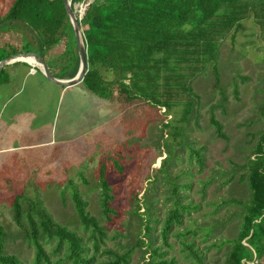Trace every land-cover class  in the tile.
<instances>
[{"label":"rangeland","instance_id":"rangeland-1","mask_svg":"<svg viewBox=\"0 0 264 264\" xmlns=\"http://www.w3.org/2000/svg\"><path fill=\"white\" fill-rule=\"evenodd\" d=\"M10 1L0 0V15ZM25 37L22 27L6 26L0 30V51L2 46L5 52L8 46H20ZM214 64L217 83L210 66L190 82L194 102L186 122L179 120L180 106L164 110L136 101L123 107L80 84L57 86L24 63L3 66L4 251L21 264H32L34 248L22 228L28 229V202L39 201L55 222L80 236L94 263L110 258V252L130 250L128 264H144L150 252H144L140 239L162 253L152 255L151 264H222L239 221L237 202L247 196L239 165L261 127L257 106L264 93V49L250 18L220 41ZM210 116L221 124L225 139L214 135ZM194 149H201V165L191 154ZM100 164L112 194L114 213L107 217L99 207ZM74 190L103 227L96 251L91 230L84 229L75 214ZM17 195L22 228L11 217V201ZM176 205L185 207L180 208V223L172 225L163 242V219ZM142 223L149 228L146 235ZM54 246V240L43 244L49 264H66L64 249L54 252ZM260 261L264 263V257Z\"/></svg>","mask_w":264,"mask_h":264},{"label":"trees","instance_id":"trees-1","mask_svg":"<svg viewBox=\"0 0 264 264\" xmlns=\"http://www.w3.org/2000/svg\"><path fill=\"white\" fill-rule=\"evenodd\" d=\"M80 5L78 25L85 45L86 71L78 84L123 107L136 101L164 110L180 106L179 120L184 122L193 109L191 80L210 66L217 83L214 63L220 41L239 29L241 21L251 19L264 49V0H70L76 19ZM6 26L22 27L27 37L20 46H8L7 52L2 46L0 59L31 52L43 59L54 77H71L75 73V41L62 0H11L0 15V30ZM50 53L56 55L52 57ZM257 110L261 127L239 165L247 196L237 202L239 221L233 238L228 240L222 264H264L260 261L264 257V93ZM209 123L217 138H226L216 119L210 116ZM200 150H191L199 165ZM98 181L99 207L107 217L114 211L109 204L111 188L101 164ZM19 199L17 195L11 201V217L22 228ZM71 199L79 223L92 232V247L96 251L104 237L103 227L88 214L86 201L75 190ZM180 208L185 207L176 205L163 219L160 229L163 242L172 225L180 223ZM26 219L28 229H22L34 248L32 264H49L43 244L53 240L54 252L64 249L66 264H128L130 250L121 254L110 252V258L94 263L80 236L55 222L39 201L28 202ZM142 225L146 235L149 228L145 223ZM4 238L0 225V264H21L15 255L4 251ZM138 242L145 245L144 252H150L144 264L153 262L152 255H162L150 248L149 242L140 239ZM157 264L173 261L158 260Z\"/></svg>","mask_w":264,"mask_h":264},{"label":"water","instance_id":"water-1","mask_svg":"<svg viewBox=\"0 0 264 264\" xmlns=\"http://www.w3.org/2000/svg\"><path fill=\"white\" fill-rule=\"evenodd\" d=\"M62 1H63L65 14L68 23L70 25V28L72 30L75 41V49L77 55V67L75 73L71 77H64V78L54 77L51 75L43 59L31 52H19L0 59V69L3 66L13 62H24L28 64L31 68L39 72L45 80L62 88H66L78 84L81 81L82 76L86 71L85 45L83 41V36L78 25V20L74 17L71 11L70 0H62ZM26 59H30L32 62H29Z\"/></svg>","mask_w":264,"mask_h":264},{"label":"built area","instance_id":"built-area-1","mask_svg":"<svg viewBox=\"0 0 264 264\" xmlns=\"http://www.w3.org/2000/svg\"><path fill=\"white\" fill-rule=\"evenodd\" d=\"M82 8L81 5L79 6L78 12H77V20L81 18Z\"/></svg>","mask_w":264,"mask_h":264},{"label":"crops","instance_id":"crops-1","mask_svg":"<svg viewBox=\"0 0 264 264\" xmlns=\"http://www.w3.org/2000/svg\"><path fill=\"white\" fill-rule=\"evenodd\" d=\"M16 63H24V62H13V63L7 64V65H9V66L11 65V66H12V65H14V64H16ZM24 64H26V63H24ZM26 65H28V64H26ZM63 78H64V77H63Z\"/></svg>","mask_w":264,"mask_h":264},{"label":"bare ground","instance_id":"bare-ground-1","mask_svg":"<svg viewBox=\"0 0 264 264\" xmlns=\"http://www.w3.org/2000/svg\"><path fill=\"white\" fill-rule=\"evenodd\" d=\"M26 60H28L29 62H32L30 59H26Z\"/></svg>","mask_w":264,"mask_h":264}]
</instances>
